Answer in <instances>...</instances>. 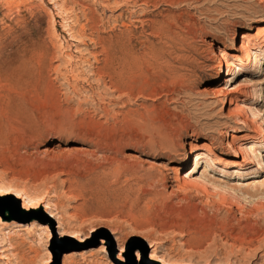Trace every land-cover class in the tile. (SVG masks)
<instances>
[{"label":"rangeland","instance_id":"374dc122","mask_svg":"<svg viewBox=\"0 0 264 264\" xmlns=\"http://www.w3.org/2000/svg\"><path fill=\"white\" fill-rule=\"evenodd\" d=\"M53 1L0 0V32L52 85L31 103L32 144L0 147V231L12 246L8 260L0 247V264H264V168L253 166L264 165V0H132L127 28L104 0H68V14ZM74 14L85 44L74 39ZM129 35L140 55L139 42L168 48L113 87L103 41ZM254 49L259 64L225 85L221 50ZM243 134L255 152L241 169L201 160L190 173L191 156L170 172L192 144L229 155L231 136ZM91 167L111 168L112 185L98 188Z\"/></svg>","mask_w":264,"mask_h":264},{"label":"bare ground","instance_id":"6f19581e","mask_svg":"<svg viewBox=\"0 0 264 264\" xmlns=\"http://www.w3.org/2000/svg\"><path fill=\"white\" fill-rule=\"evenodd\" d=\"M131 1L132 0H130V1L129 0H104L105 6L109 11L114 9L115 10V11L113 10L114 12H116V11L119 12L117 15L113 16V21L115 23L121 22L122 26L125 28H127V26H128L125 23L127 21L126 19L128 18L127 15L129 16L130 19L137 17V15L133 11V8L136 7L138 3L136 2L137 4H135V2H134V4H132ZM133 1H135V0H133ZM49 2H50V4L56 3L53 0H49ZM112 2H114V3L112 4ZM67 3H68V0H63L61 10H63L62 8L67 7L66 6ZM146 3H148V2H146ZM57 7L58 6L56 4V8ZM123 7L126 8V12L122 11ZM63 11L66 14H68L66 9ZM59 15H61V14L59 13ZM61 17L63 19L65 18L62 15H61ZM74 17H75V19L73 18L71 22L76 27V24H79L80 20H79L78 16L75 15ZM134 22L143 24L145 22V20L137 18V19L133 20V23ZM90 23L93 26L92 28L96 29L95 18L90 19ZM86 25H87V23H86ZM77 26H78V28L76 27L78 29L77 33H76L77 29H75L73 31L74 39L77 42L81 41L82 43L85 44L84 40H81L80 37H83L86 34V26L81 25V24L77 25ZM153 30L154 29H152V31ZM156 31H154V32H156ZM161 35L164 36L163 38H165V40L167 39V36H168L167 34L161 33ZM245 40H249L248 36L245 34H242L241 41H245ZM94 41H95V39H94ZM136 42H138V41H136ZM139 43L145 47V48H142V50L144 49V52L142 55H140L141 52L138 53V49L136 48V45L133 42L131 35H129L127 37L124 36L123 39H122V37L121 38L119 37L116 40H113V38H112L109 41H105V40L103 41V44H104L103 49H104V56H105V63H106L104 65V67L106 66V69H108L106 74H107L108 78H110L111 86H113V87L118 86L124 80V78L128 74V72H132V74H133V72H135V69L137 70L139 63L142 62L144 59H146L147 61L148 60L154 61V59L162 57L165 54V51H166L165 48H168L165 45V46H162V49H155V48H157V46L155 48L153 47L152 49H149V46L148 45H147L148 47L146 46V42H139ZM263 49H264V47H263ZM226 53H224L221 50L220 55H218L220 58V62H219L220 71H221V68H223V66H225V68H226L225 73H223V72L221 73L222 74L221 80H223V83L225 85H227L231 82L234 75H237V74H239V72H242L241 66H244V65L247 66L250 63L256 65L259 62V58H257V54L255 53V49L246 51L245 54L243 55V57H238L236 55H228ZM228 57L231 58V61ZM164 69H165V67H164ZM225 87L226 86H224V88ZM51 88H52L51 82H47L46 80H44L42 75L37 76L36 73H34L33 67L27 61L20 60V58L17 54V51L15 49V45L13 43L9 42V40L5 38L3 31L0 32V147H8L9 145L13 144L19 149H26L27 147H29L32 144L31 143L32 141L27 140V136H30L33 134L34 127H35L34 126L35 121H34V116L32 114L31 103L35 101L36 96H38L42 92L44 93L46 90H49ZM232 89L233 88L229 87L228 91L226 90L227 92H225L224 98L227 99V97L230 96V94L235 92ZM231 101H232V98L229 97V103H231ZM252 103L256 104L257 101L256 102L252 101ZM246 119H240L238 121L239 124H248V127L250 128L249 132H257V127H255L253 124L248 123L249 120L247 119L248 120L247 121ZM262 135H264V134H262ZM29 138L30 137H28V139ZM231 138H232V141H231V148H230L229 155H224L222 153L217 154L216 152H214L212 146L206 142H200L197 144H192L190 146V149L184 151L179 158V161H181V163H182V167L179 168L178 170L171 168V169H169L170 172L172 170L176 175H180L181 174L180 172H182L184 170L186 163L190 160L191 156L194 157V169L190 173H193L195 171V168L198 166V164L201 160H203V161L205 160L206 164H208L213 169L216 167L228 169V168H235L237 166L239 169H241L244 164H249L248 159L244 156V153L255 152L254 146L248 145V144H250V139L254 138V137L251 135L249 136L247 134H243V135H240L238 137L235 135H232ZM235 139L242 141L243 144L246 146H244V147L235 146V144L233 143V141ZM81 150L82 149H78L79 152H82ZM84 151H85V149H84ZM44 153H46V152H44ZM239 158H242V164H239L237 162V160ZM113 161L115 162L116 160H113ZM102 165H104V164H101V167H102ZM253 166H255V170H259V169L264 168V165H262V163L260 161H257V160L255 161V165H253ZM101 167H97L95 169H93L91 167L92 169L90 170V175H91L90 177L92 180L95 181L96 186L101 184V185H103V187L104 186L110 187V185H112V184L110 182H108L109 181L108 175L110 174L108 171L111 168L110 169H104V168L100 169ZM192 180H194V178ZM195 180H196V178H195ZM197 181H198V178H197ZM98 188H100V187H98ZM124 189L126 191H129L131 188H130V186H127ZM3 195L8 196L7 194H3ZM39 206H41V205H39ZM39 206H34V207H39ZM50 217L55 219L56 222L58 223V225H60V222H61V221H59L60 216H58L57 213L54 214L52 212ZM48 222L51 223V220H48ZM6 234H4V233H2V231H0V247L2 248L1 252L3 254H5L2 257L3 260L9 259L8 254H7L8 252H6V245L8 246V248H9V246H11L8 243L9 241H7L8 238H7ZM61 238H63L61 240L62 244L71 243L70 240L67 239V237L65 235L61 234ZM150 247L152 248L151 256H157V254L154 250V245H150ZM120 250H123V246L120 247ZM161 260L165 261L162 258H161ZM162 263L163 262H161V264Z\"/></svg>","mask_w":264,"mask_h":264},{"label":"water","instance_id":"95a60500","mask_svg":"<svg viewBox=\"0 0 264 264\" xmlns=\"http://www.w3.org/2000/svg\"><path fill=\"white\" fill-rule=\"evenodd\" d=\"M61 255V254H60Z\"/></svg>","mask_w":264,"mask_h":264}]
</instances>
